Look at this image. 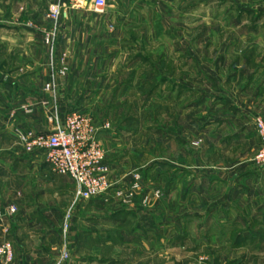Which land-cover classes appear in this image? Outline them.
Segmentation results:
<instances>
[{"label": "rangeland", "instance_id": "1", "mask_svg": "<svg viewBox=\"0 0 264 264\" xmlns=\"http://www.w3.org/2000/svg\"><path fill=\"white\" fill-rule=\"evenodd\" d=\"M166 2L165 5L125 4L122 8L118 7L120 9L117 11L114 7H108L106 12L115 13L116 18H105L103 25L109 32L113 30L112 33H115L111 40L118 42L119 51L115 52L113 47H109L112 51L97 53V56L102 55L100 58L107 61L113 58L112 63L103 68L90 67L89 58L95 59L96 54L80 56L76 52L77 47L72 54L61 53L57 58L58 52L51 49L53 41L52 44L46 43V35L50 32L42 35L36 29L35 22L28 23L29 31H24L22 35L0 31V80H39L36 83L38 89L48 100V106L45 102L41 104L46 107L43 112L51 113L50 118L54 123L68 114L66 98L73 103H79L83 99L84 103L80 102V105H84V109L82 112L77 110L78 112L91 116L97 127L105 121L104 126H108L105 131H121L116 144L123 148L121 154L126 155L132 166H128L133 171L131 176L137 174L140 178V189L134 197L142 193L139 195L140 205L141 200L147 197L148 205L144 209L151 214L145 225L147 237L151 240L145 249L150 254L149 259L143 257L142 261V255L138 254L136 259L140 261L136 264L149 261L151 264H264V167L255 164L256 152L252 151L250 145L238 147L227 152L228 154L212 150L214 143H217L213 137L219 133L217 129L222 123H215L209 131L204 129L207 121L216 118L219 120L230 111L232 101L228 92H240L245 82L255 80L264 71V0ZM21 3L24 4V0ZM23 4L19 6L26 11L27 7ZM7 7L8 5H0V23L8 19L5 10ZM96 11L101 12V9L92 10ZM47 14L46 23L49 21ZM49 22L54 25L52 21ZM43 25L45 29L46 24ZM57 38L58 36L55 43ZM78 57L85 58L83 62L87 68L76 67ZM67 64L73 69H66ZM61 67L66 69L64 74ZM258 82L263 84L261 97L264 96V76H257L255 83ZM51 85L54 86L51 88ZM116 96L119 97L117 100ZM38 97L43 102V96ZM61 100H65L64 105H61ZM233 103L240 106L238 101ZM27 106L29 105H19L20 110L12 107L9 123L6 121L5 127L10 130L5 133L6 138L18 146L6 149L13 156L27 154L15 132L21 129L12 127L19 120L17 111H27V118H30V109ZM2 107L0 102V113L4 114L6 112L1 111L4 110ZM42 107L39 109L40 114ZM56 113L59 120L55 119ZM1 118L0 127L6 124ZM256 118L264 120V116H254V129ZM39 127L44 130L48 124L41 122ZM3 135L1 131L0 136ZM177 137L182 142L176 144ZM178 154L196 158L197 164L190 166L183 160V163L176 165ZM30 156L40 157L48 172L54 176L55 193L53 196L44 197L43 203H38V198L29 196H0V206L9 200L20 202L23 199L25 205L32 202L34 205L37 200L39 209L35 206L32 209L38 211L40 224L47 223L46 230L55 236V244L50 248L56 257L54 264H87L79 255L80 239L84 232L95 229H85V221L92 216L108 217L110 212L93 206L97 200L76 201L75 185L72 181L53 174L45 163L43 153ZM243 157L247 162L240 161ZM226 158H229L230 163ZM10 167L8 163L0 165L1 174L5 170L9 171ZM192 170L198 174L228 173L232 176L231 185L237 182L236 176H256L246 182V201L241 199L238 202L233 197H224L218 191L221 187L217 186L214 188L216 192L213 191V198L204 194L201 197L204 202L199 197L198 203L192 206L190 203H180V196L170 193L175 187V174ZM148 174H153V177L145 184ZM19 175L22 176V173ZM6 177L7 180L13 179V176ZM10 183L11 181L0 183V194L4 184ZM132 183L133 178L129 185ZM26 185H29L28 182ZM129 185L117 187L114 183L116 190L123 191L128 190ZM252 193L257 196H251ZM253 197L258 199L252 201ZM194 198L196 197L193 196L192 200ZM133 199L124 204L110 194V198L103 200V204L126 209L132 206ZM223 200H229L236 209L231 208V212L226 210L228 208L220 205ZM46 203L49 210L54 209L51 213L44 212ZM179 205L184 206V209ZM212 208L214 210L209 211ZM41 209L42 212L39 211ZM194 215L203 218L202 221L194 218ZM1 220L8 219L5 217ZM239 222L240 228L227 227V224L230 226ZM176 223L186 225L187 228L171 229ZM164 224L167 226L163 227ZM5 225L6 222L1 226L0 243L8 241L15 254L14 240H10L12 233H9ZM35 226L38 228L37 223ZM40 233L41 231L36 230L30 232V235L36 237L34 243L38 244L42 239ZM166 236L170 246L165 249L160 238ZM187 236L189 242L180 247L177 244L178 239ZM239 237L242 238L241 243L238 242ZM227 238H230L228 243L225 241ZM33 248L36 249L35 246ZM106 248L104 247L103 252H107ZM127 251L111 248L107 255L123 258L128 254ZM96 254L98 252L95 249L87 252L88 257ZM64 255L68 259L63 260ZM14 260L15 258L10 264H16ZM120 261L124 263V259Z\"/></svg>", "mask_w": 264, "mask_h": 264}, {"label": "crops", "instance_id": "2", "mask_svg": "<svg viewBox=\"0 0 264 264\" xmlns=\"http://www.w3.org/2000/svg\"><path fill=\"white\" fill-rule=\"evenodd\" d=\"M22 1L16 2L13 0H0V5H8V7L5 8V10L7 11L6 16L8 17V19L5 20L6 22L0 23V31H4L5 33H19L22 35L24 31H29L27 28L29 27V24L35 22L36 29L42 35H46L48 32H52L53 44L51 49L53 50V52H58V55L56 56L57 58L61 56V53H65L67 55L72 54V52L77 47L78 50L76 52H78L80 56L83 54H96L95 59L92 57L89 58L90 67L93 68L108 67L113 60V58L109 61L101 59L100 57H102V55L97 56V53L103 54L107 51L112 50H114L115 52L119 51L117 48L118 42L115 40H111L115 33H112L113 30L109 32V30L103 25V21L105 18H108L109 20H113L116 18L115 13L106 12L109 10L108 7H114L117 11L118 9H120L118 7L122 8L125 4L131 6L138 3H151L159 5H165L167 3L166 0H106V5L101 9V12H92V10L94 9L88 0H59L57 3L64 5V11L59 19V22L55 26H52L51 22H45V14H47L48 7L52 2H49L48 0H24L23 4L21 3ZM109 3L111 4V6H108ZM21 4L27 7L26 11L25 9H23V7L19 6ZM41 23L46 24L45 29L44 25ZM57 36V43H55V38ZM115 38H117V36ZM109 47H113L114 49L110 50ZM97 57H99V59ZM84 59L85 58L78 57L76 67L87 68V65H85V62H83ZM66 69L70 70L73 69V67L70 64H67ZM257 76L260 78L263 77L264 71ZM256 79L248 80L247 82H245V85L243 86V88H241L240 92L227 93L229 95L230 101H232L229 108L230 111L227 113L228 116H226V114L219 120H217L216 118L212 121L206 122L204 129L207 131H209L210 127L215 125V123H222V126L217 129L219 130V133L217 132V135L213 137L218 143H214V147H212L213 151H218V153L223 151L227 153L236 150L238 147L243 148L249 145L252 148V151H257L260 142L256 135L255 129L252 126V119L254 118V116H257L259 114L264 116V96L260 97V95L262 94L261 89L263 88V84L262 82H258L256 84ZM37 82H39V80H0V102L1 106H3L2 108L4 109H1V111L6 112L4 114L0 113V117L3 118L4 124L6 123V121L7 123H9V116L13 111L11 109L12 107H16V110H20L19 105L22 106L23 104H27L29 105L27 106V108L30 109V118H27V111H17L16 115L19 116V120H17V123L12 127H19L22 131H30L36 134H45L55 129L59 121L54 123L50 118L52 114L49 112H43V109L45 110L46 107H44L45 104L43 107L41 106V104L45 102L48 106V100L45 99L44 95L41 93V91H39L38 84H36ZM59 83H61L62 85V80H60ZM175 90H177V86ZM38 95L43 96V102L40 101L41 99L38 97ZM118 98L119 97L116 96V100ZM81 100L82 101L80 102L84 103L83 99ZM64 101L65 100H61V105H64ZM66 101V107L68 108L66 113L77 110H80L81 112L83 111L84 105L81 106L82 104L80 102L73 103L72 100H67V98ZM233 101L240 102V106H238V103L234 104ZM253 104L256 105L252 109L251 107ZM246 105L249 106L246 108ZM39 106L42 107V114H40L39 112ZM55 115V119L59 120L57 119L59 115L57 113ZM189 117H191V115ZM49 120H51L50 123H48ZM41 122H47L48 127L44 130L41 129L39 127ZM104 122L105 121H103L98 128H102L104 126ZM7 123L4 126H1L2 128L0 127V132L2 131V133H4L3 137L0 136V165L8 163L11 167L9 168V171L5 170L2 174L0 172V183L3 181H11V183L4 184L0 196H14L21 198L29 196L38 198V203H43L42 199L44 197L47 198L49 195L53 196V194L55 193V178L50 172H48L47 167L40 157H33L29 154H23L22 156H13L12 154L7 152L9 151L6 150L7 148L10 149L11 147H18L12 142H9L6 138L5 133L10 132V130L7 129L8 127H5ZM120 133L121 131H119V129L117 131L114 129L110 131L102 130L100 141L103 149L105 150V164L110 169L111 182L113 183V185L115 183L117 187H119L118 185H121V187H125L126 184L129 185L132 182L131 173L133 171L128 167L132 166L127 161L128 158L125 157L126 155L121 154L123 148L116 144V142H118L117 140L120 139ZM179 142L182 141L177 137L175 139V143L177 144ZM176 160H178V162L176 161V165H180V163H183L184 161H187L190 166L197 164V159L192 156L183 157L181 156V154H178ZM225 160L230 163L229 158H226ZM240 161L247 162V159L243 157L240 158ZM165 165L166 164H163V166ZM20 173H22V176L19 175ZM229 175L228 173H225L223 175H218L217 173L198 174L193 170L187 173H176L174 176L175 187L170 190V193H174V196H180V203L183 202L185 205L190 203L192 206H194L198 203L199 197L200 201L204 202V198L201 199V197H204V194H206V196L210 198H213V196H215L214 193L216 192L214 188L218 186L221 187L218 191L222 193L224 197H233L235 198V201L238 202L241 201V199L246 201V182H248V180H252V177L256 175H253L252 177L250 175L248 178H246L245 176H236L235 180H237V182L234 181L235 183L233 185H231L232 179H230L232 176ZM6 176H13V179L9 178V180H7ZM151 177H153V174H148L145 179V184L146 182L150 181ZM27 178L28 180H26ZM27 182L29 185H26ZM255 184L256 182H254V185ZM232 189H234V191H232ZM141 194L142 193L140 192L139 195ZM139 195L137 197H134L132 206L126 209L114 207L112 204L111 206H106L103 204V200L95 201V205L93 204V206L99 208V210L105 208L108 212H110V215L103 218L92 216L89 220L85 221V226L87 227L85 229L93 228L95 230H87L86 232H84L83 237L80 239L81 248L79 255L81 259H83V261L88 262L87 264H136L137 261H140L136 259V256H138V254L142 255V261H144L143 257L149 259L150 254H148L145 249L146 245L151 243V240L149 237H147L145 225L149 220L151 214H149V212H146V209L141 207L139 202ZM255 195L256 193L251 194V196ZM193 196L196 197L194 198V200H192ZM251 199L252 201H256L258 198L253 197ZM23 201V199L20 202H12L11 200H9V202H5L3 206H0V214H3L4 210H6V208H8L9 206H14L17 209V214L13 218H7L10 222L8 220L0 221V233L2 224L6 222L5 228L9 230V233L13 234V236H11L12 234L10 235V240H12L13 238L15 244L14 258L16 261L14 260V263L54 264L56 257L55 254L51 252L52 246L53 244H55L54 233H50L46 230L47 223L40 224L41 221H38L37 210L39 209V204H37V200L35 201L34 205L33 202L30 205H25L26 202ZM115 205L117 204L115 203ZM220 205L228 208L226 210H228L229 212H231V208L233 207L234 209H236V207L233 206L229 200H223ZM34 206L37 210L34 208L33 211L32 207ZM179 206L181 207V209L184 207L181 205ZM45 207L46 208L44 212H46L47 214L51 213L54 210H49L50 208L47 203ZM181 209L179 211H181ZM211 210H214V208L209 209V211ZM39 211L42 212L43 210L41 209ZM163 211L166 210L164 209ZM171 211L173 210L171 209ZM36 213L37 215H35ZM165 214L167 213L165 212ZM193 217L199 218L201 221L203 219L198 217V215H194ZM34 223L35 225L37 223L38 228H36L35 225H32ZM165 224L163 227L167 226H165ZM240 225L241 224L239 222L238 224L235 223V225L230 224V226L227 224V227H229L230 229H234L236 227L240 228ZM170 228L173 230H179L186 229L187 226L181 223H176ZM33 230H36L38 232L41 231L40 234L42 239L38 241V244L34 243V239L36 240V237L30 235V232ZM160 239V242L162 245H164L165 249L168 248L167 246H170L169 240H167V236ZM225 241L228 243L230 241V238H227ZM178 242L179 243L177 244H179L180 247H183L189 242V237H180L178 239ZM238 242L241 243L242 238L239 237ZM39 244H42V246H37ZM33 246H35L36 249L33 248ZM104 247H108L106 248L108 250H110L111 248H120L125 251L128 250V254L123 258H120L118 256V258L113 256L110 257L109 255H107L108 250L107 252H103ZM92 249H95L98 254L88 257L87 252L91 251ZM161 256L164 257L163 255H160V257ZM120 259H124V263H122ZM142 264H151V261Z\"/></svg>", "mask_w": 264, "mask_h": 264}, {"label": "built area", "instance_id": "3", "mask_svg": "<svg viewBox=\"0 0 264 264\" xmlns=\"http://www.w3.org/2000/svg\"><path fill=\"white\" fill-rule=\"evenodd\" d=\"M13 1L20 2L22 0ZM48 1L52 3L46 18L52 21L55 26L64 11V5L57 3L59 0ZM88 1L95 10L102 9L106 5V0ZM46 38V43L52 44V32L46 35ZM65 71L66 69L62 68V74ZM47 88L50 89L49 86ZM254 126L260 142L254 156V162L257 166L264 167V120L256 118ZM107 129V125L98 128L88 114L73 111L64 116L51 132L45 134H35L22 130L15 132L27 154L43 153L45 163L53 174L66 177L73 182L76 201L105 200L110 198V194H112L122 203L128 204L140 189V178L139 175L134 174L132 176L133 183L128 190L115 189L110 179V169L105 164V151L100 141L102 130ZM147 205L148 198L145 197L141 200V206L146 208ZM16 214L17 209L14 206H9L3 214H0V220L5 217L11 219ZM65 232H67V224ZM13 258L14 253L11 244L8 241L0 243L1 264H10ZM62 259L66 260L68 256L64 255Z\"/></svg>", "mask_w": 264, "mask_h": 264}]
</instances>
